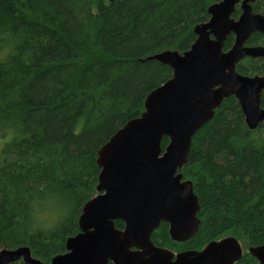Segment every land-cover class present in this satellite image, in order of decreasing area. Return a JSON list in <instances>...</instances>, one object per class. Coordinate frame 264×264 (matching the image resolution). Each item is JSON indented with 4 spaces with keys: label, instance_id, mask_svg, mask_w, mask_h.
<instances>
[{
    "label": "trees",
    "instance_id": "obj_1",
    "mask_svg": "<svg viewBox=\"0 0 264 264\" xmlns=\"http://www.w3.org/2000/svg\"><path fill=\"white\" fill-rule=\"evenodd\" d=\"M217 1L0 0V249L27 246L46 263L66 251L96 194L97 150L171 77L148 57L188 49ZM252 7L264 14V0ZM260 41L253 33L246 44ZM233 42L231 33L223 50ZM236 71L264 74V60L245 57ZM168 142L161 139L162 151ZM180 172L197 197L198 228L174 241L160 222L150 235L155 246L199 250L225 236L264 244L263 125L250 129L233 95L194 132ZM253 261L246 250L233 264Z\"/></svg>",
    "mask_w": 264,
    "mask_h": 264
},
{
    "label": "water",
    "instance_id": "obj_2",
    "mask_svg": "<svg viewBox=\"0 0 264 264\" xmlns=\"http://www.w3.org/2000/svg\"><path fill=\"white\" fill-rule=\"evenodd\" d=\"M238 1L209 5L210 17L194 27L197 37L188 50H165L148 57L168 65L171 77L146 95L140 116L127 121L97 150V195L83 205L80 230L67 238V251L48 264H233L242 256L234 236L178 253L150 240L160 222L168 223L174 241L196 232L199 204L180 168L194 132L212 117L222 99L236 97L250 129L264 122V108L259 105L264 77L235 71V64L245 56L264 58V47L243 46L253 31L264 35V16L252 12L249 3L255 0H241V13L233 20L230 16ZM229 33L235 41L224 52ZM163 137L169 142L162 151ZM114 220L124 222L123 230L115 228ZM247 251L256 260L251 264H264V244ZM19 259L45 264L32 257L27 246L0 249V264Z\"/></svg>",
    "mask_w": 264,
    "mask_h": 264
},
{
    "label": "flooded vegetation",
    "instance_id": "obj_3",
    "mask_svg": "<svg viewBox=\"0 0 264 264\" xmlns=\"http://www.w3.org/2000/svg\"><path fill=\"white\" fill-rule=\"evenodd\" d=\"M256 2V0L254 1V2H252V3H249L250 4V6H251V9H252V12L253 13H255V14H261V15H263L264 16V14L263 13H261V12H256V11H254V9H253V4ZM215 3V2H214ZM241 4H242V2H241V0L240 1H238L237 3H235V5H234V10H233V12L235 11V9H239V14H238V16L237 17H233L232 16V14H233V12H232V14H231V18L233 19V20H237L238 19V17H239V15H240V13H241ZM211 5V4H210ZM208 12V11H207ZM209 14V13H208ZM210 17V16H209ZM209 19V18H208ZM208 21V20H207ZM206 22V21H205ZM202 23H204V22H202ZM199 24H201V23H199ZM198 25V24H197ZM196 26V25H195ZM194 26V27H195ZM193 32H194V28H193ZM253 33H258V34H260V37H261V41H260V43H258V44H256V45H252V44H246V42H247V40H248V38L250 37V35H252ZM195 34V33H194ZM229 34H231V33H229ZM229 34H227V35H229ZM233 34V33H232ZM196 35V34H195ZM226 35V36H227ZM250 35L248 36V38L244 41V44H243V46H247V47H258V46H261V47H264V35L261 33V32H259V31H253L252 33H250ZM233 36H234V34H233ZM196 37H197V35H196ZM210 37H212L211 35H210ZM226 38V37H225ZM196 39V38H195ZM225 40V39H224ZM195 41V40H194ZM193 41V42H194ZM234 41H235V36H234ZM224 42V41H223ZM233 44H234V42H233ZM233 44H232V46H233ZM191 46V45H190ZM223 46V45H222ZM231 46V47H232ZM230 47V48H231ZM229 48V49H230ZM189 49V48H188ZM188 49H186V50H188ZM228 49V50H229ZM186 50H184V51H186ZM228 50H223V48H222V51H224V52H226V51H228ZM165 51V50H164ZM171 51H173V50H171ZM175 51H177V50H175ZM162 52V51H161ZM179 52V51H178ZM183 52V51H182ZM182 52H179V53H182ZM245 57H252V56H245ZM245 57H243L242 59H244ZM252 58H261V59H263L264 60V58H262V57H252ZM242 59H240V60H242ZM239 60V61H240ZM238 61V62H239ZM237 62V63H238ZM236 63V64H237ZM236 64H235V71H236ZM237 72V71H236ZM237 73H239V72H237ZM239 74H241V73H239ZM242 75H246V74H242ZM247 76H261V77H264V74H254V75H247ZM264 90V88L263 89H261V92H260V99H261V93H262V91ZM230 96V95H229ZM234 96V95H233ZM235 97V96H234ZM226 98V97H225ZM236 98V97H235ZM224 99V98H223ZM222 99V100H223ZM237 100V99H236ZM238 102V101H237ZM239 104V103H238ZM259 105H260V100H259ZM219 106V105H218ZM240 106V105H239ZM261 107V106H260ZM261 108H263V107H261ZM245 121V120H244ZM259 124V123H258ZM261 124L263 125V130H264V122H261ZM159 226V225H158ZM169 226V225H168ZM76 235V234H75ZM74 236V235H73ZM248 249V248H247ZM67 251V250H66ZM65 251V252H66ZM64 252V253H65ZM174 252V251H173ZM174 253H178V252H174ZM243 253V252H242ZM63 254V253H62ZM20 260V259H19ZM18 261V260H17ZM41 261V260H40ZM51 261V260H50ZM49 261V262H50ZM48 262V263H49ZM45 264H48V263H46V262H44Z\"/></svg>",
    "mask_w": 264,
    "mask_h": 264
},
{
    "label": "rangeland",
    "instance_id": "obj_4",
    "mask_svg": "<svg viewBox=\"0 0 264 264\" xmlns=\"http://www.w3.org/2000/svg\"><path fill=\"white\" fill-rule=\"evenodd\" d=\"M218 2V1H217ZM93 10H95V8L93 9ZM95 195H97V191H96V194ZM94 195V196H95ZM94 196H92L91 198H93ZM236 238V237H235ZM237 240H238V242L240 243V245H241V247H242V250L243 251H246L247 250V248H248V246L246 245V243L244 242V240L243 239H240V238H236ZM256 261V260H255ZM255 261H253V262H255ZM252 262V263H253Z\"/></svg>",
    "mask_w": 264,
    "mask_h": 264
}]
</instances>
